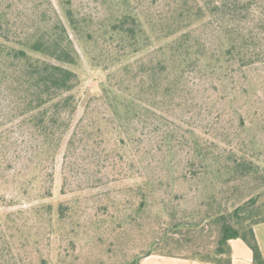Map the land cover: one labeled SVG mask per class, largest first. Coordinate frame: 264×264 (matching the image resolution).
Masks as SVG:
<instances>
[{
	"label": "trees",
	"instance_id": "1",
	"mask_svg": "<svg viewBox=\"0 0 264 264\" xmlns=\"http://www.w3.org/2000/svg\"><path fill=\"white\" fill-rule=\"evenodd\" d=\"M89 2L0 0V170L19 127L24 184L50 200L38 183L62 153L60 200L4 215L0 264H77L87 229L122 264H231L235 239L264 264V103L247 80L264 66V0ZM78 49L103 75L80 115Z\"/></svg>",
	"mask_w": 264,
	"mask_h": 264
},
{
	"label": "rangeland",
	"instance_id": "2",
	"mask_svg": "<svg viewBox=\"0 0 264 264\" xmlns=\"http://www.w3.org/2000/svg\"><path fill=\"white\" fill-rule=\"evenodd\" d=\"M54 1L55 0H53V2ZM89 3V0H76V5H81V7H85V9L88 8L90 5ZM78 52L80 55L81 65L76 69V71H78L83 78V84L79 92L80 107L78 113L80 115L83 105L88 97L96 92L99 88L103 79V75L100 70H91L87 59L84 57L80 49H78ZM247 80L250 95L255 99L256 102L261 101L264 103V66L253 69L249 73ZM6 133L9 135V142L12 148L8 153V158L10 159L8 165L4 169L0 170V223H3L4 215L6 213H13L19 210L26 211V214L22 216L20 215V219L32 221L34 219V215L30 211L31 207H34L41 202H51L53 205H56V203L60 200V171L62 153L58 154L54 160L47 164V166H45L43 169L41 174V182L38 183V186L40 188V186H42L43 182L46 181V178L49 176V179L52 180L53 196L50 200H43L40 202L36 199L33 188L29 186L27 187L24 184L26 180L25 176L29 175V169L33 161L32 155L30 154L31 143L27 139L24 130L20 129L19 127H12L9 125L6 128ZM262 141L264 142V139H262ZM17 176L20 177V180ZM23 187L26 188L25 193L20 192L19 188ZM174 189L176 190L178 188L176 187ZM102 192L105 193V189H103ZM184 192L185 205L187 208H190L193 206L196 199L190 195L192 193H190L189 190L187 191L186 187L184 188ZM99 193V190H95L92 197L97 196ZM86 205L88 207H92L91 202L86 203ZM87 231L88 233L85 232V230L79 231L80 242L78 249L80 250V255L78 257L80 259L77 264H105V261L108 264H111L115 261L119 262V264H122V258L117 260L113 259L114 252H110V250H108L109 242L108 239H105V234L98 236L91 234L92 232H90L88 229Z\"/></svg>",
	"mask_w": 264,
	"mask_h": 264
},
{
	"label": "crops",
	"instance_id": "3",
	"mask_svg": "<svg viewBox=\"0 0 264 264\" xmlns=\"http://www.w3.org/2000/svg\"><path fill=\"white\" fill-rule=\"evenodd\" d=\"M254 233L264 258V223L254 226ZM232 250L231 264H252L251 250L240 239L229 242ZM139 264H207L198 261L170 258L164 256H149Z\"/></svg>",
	"mask_w": 264,
	"mask_h": 264
}]
</instances>
